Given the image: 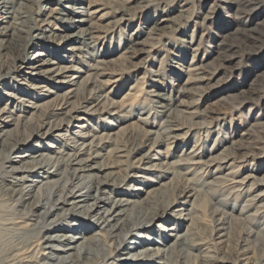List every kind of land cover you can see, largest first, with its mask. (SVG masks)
I'll return each mask as SVG.
<instances>
[{"label": "rangeland", "instance_id": "374dc122", "mask_svg": "<svg viewBox=\"0 0 264 264\" xmlns=\"http://www.w3.org/2000/svg\"><path fill=\"white\" fill-rule=\"evenodd\" d=\"M56 4L50 5L56 7ZM120 4L129 9L128 14L122 19H120L122 14L117 11ZM29 5L36 7L30 2ZM89 5L91 11L99 10L93 15V20L102 24L101 26L104 27L102 30L105 31L100 34L96 50L111 52L105 58L111 60V63L109 62L105 70H99L95 75L93 74L95 69L88 66L95 64L88 57L90 54H86L87 57L81 59L76 57L71 62L59 60L58 64H67L68 66L73 64L77 68H82L86 72L81 71V79L87 75L100 78L103 81L102 95L116 101L118 109L121 108L123 111L117 115L87 114L84 112L85 108H82L80 112H73V102L77 104L76 98L79 100L78 98L82 95L78 94L67 104L62 102L65 96H56L57 93L62 94L72 86L59 89L57 88L59 84L55 83L56 79L26 78L27 74L24 72L15 74L16 79H20L19 81L11 78L9 84L6 81L5 86H0V107L7 106V102L10 101L8 96L3 93L7 91L28 100L27 105L35 102L42 103L48 99L53 100L57 105L56 108H59L56 110V113L59 114L54 116V119L66 117L68 114H72L75 118H85L81 123L73 120L74 126L65 125V129L58 130V133L68 131L67 134L76 137L74 131L78 132L80 127H75V125L84 124L87 129L89 128L84 132L100 135L101 139L105 135L111 134L112 141L102 140L105 141L106 149L102 150L105 155L98 158L99 161L105 158L106 160L116 158V154L117 156L121 154L117 150L130 149L134 142L145 141L148 137H155L156 131H162L161 135L166 141L165 145L158 150L163 152V155L156 152H152V154L155 153L163 160L171 162L170 170L174 173H185L184 177L189 178L191 186L198 190L197 208L190 210L195 196L186 197L187 200H190L187 206L176 205L175 207L183 208L180 210L183 215L179 217L169 215L171 220H167V223L163 220L161 222L166 227H175L177 234L189 233V237L193 238L196 243H200L190 250L192 255H188L186 251L180 253L176 250L177 264H245L242 260L226 263L220 261L224 255L227 256L226 258H234L233 254L240 247V243L245 247L251 246L247 255L251 261L264 264V242L261 240V243L256 244L252 240H256V233L264 228V198L261 199L262 195L259 193L264 189V186L260 185V181L254 177L253 179L246 178L248 174H252L264 179V0H89ZM241 7L245 8L244 11ZM74 17L78 18L79 16ZM163 17H168V20L162 21ZM53 21V27L56 29L50 33L55 32L59 36L52 35L54 41H47L46 44L52 48L48 49L47 53L57 59L58 55L67 53L60 49L61 35L71 33L73 29L60 21L54 19ZM156 22L161 29L154 30L152 33V27ZM135 40L141 41V44L135 46L136 49L143 48L145 51L127 53V45L129 43L134 45ZM68 55L70 54L68 53ZM195 64L201 65L200 69L188 72V68ZM25 71L30 70L25 69ZM193 72L194 74H191ZM196 72H200L199 75ZM68 73L71 74L74 71ZM192 76H200L205 79L188 82L187 79L193 78ZM23 77L28 79L29 82L26 81L28 85L20 84V81H25ZM35 85L45 86L56 94L46 99L38 97L39 100L36 90L33 89ZM88 89L90 90V86L86 87L85 96H89ZM153 89L165 90L167 94L171 95L170 102L173 106L182 100L185 101L186 105L179 106L183 109L182 112H179L184 116L182 121H185L184 124L186 123V126H181L180 137H170L167 131H164L171 126V123L164 121V115L160 111L161 107H158L156 96L152 95L151 90ZM177 89L183 90L179 98H175L179 91ZM27 91L29 94L26 93ZM103 102L104 99L101 98L100 101L86 102L83 105L101 109ZM14 103L16 105V100ZM8 106L10 105L8 104ZM17 107L15 109L13 105L11 109L15 113L30 117V113H24V109H26L24 106L17 103ZM46 107H42V111ZM123 113L127 115L123 116ZM26 119L24 118L23 129L20 130L23 134L24 130L31 125L26 123ZM192 125L193 127L190 128ZM11 128H14V125ZM148 132L153 133L149 134ZM39 137L40 135L33 137L31 143H39L43 146H46V142L58 143L50 138L42 141ZM152 142L153 140H147L146 146L141 148L140 153L122 152L127 154L131 161L127 157H118V159L126 160L127 158L129 163L138 164L141 168L146 167L149 164L140 165L137 160L140 158V154L150 149ZM69 148L64 144L63 149L69 151ZM226 148L234 150L235 156H232L229 149ZM112 149L113 153L107 152ZM24 151L17 150L12 153V157L24 154ZM50 151L52 149H48V152ZM211 157L216 160L214 159L213 162ZM221 157L226 158L220 159ZM111 169L116 172V174L110 175L112 178L126 176L129 173L126 166L119 165ZM135 171L145 178L140 177L143 182L128 179V184L123 187L126 191L125 197L133 200L142 199L139 201L144 202L143 205L150 200L157 201L159 206L162 202L173 200L180 193L179 188H182L184 183L181 177H174L172 173L167 174L160 170L137 169ZM28 183L31 182L28 181ZM60 183L65 184L66 182L61 181ZM69 183L66 184L67 187H69ZM133 186L144 191L133 197L131 194ZM39 187L40 184L35 187V192L39 191ZM42 190L45 194L50 192L46 185ZM71 190L80 193L85 189L73 187ZM148 191L150 192L148 193ZM109 194L113 197L116 195L111 192ZM6 198L0 196V222L10 214L13 217L16 216L20 209L25 211V206L18 207L16 202ZM182 198H179V201L186 200L185 197ZM100 205L103 204L100 203ZM66 207H70V205ZM242 209L245 210L244 213H242ZM64 211L61 206H58L55 214L51 215L45 213L43 209L37 210L32 220H26V223H22L21 226L23 229H28L29 224L42 219L49 223L55 219L57 213ZM223 211L233 213L232 215L236 218L232 223L226 225L227 230L217 228V220L222 216ZM73 213L75 214L69 213L70 215L67 216H69V221L72 220L75 223V219L80 217L77 211H73ZM193 216L195 217L194 222H192L193 218L189 219ZM245 216L246 218H244ZM93 217L86 219L89 220V222L87 221L89 228H92L90 220L91 222L97 221ZM23 220L18 219L20 222ZM93 229H86V235L96 234L97 230ZM226 231L229 232L228 246H226V250H219L225 244L221 242L226 240L225 237V240L222 241L223 238L220 237V234L226 233ZM44 233L48 234L45 229ZM144 233L149 236L156 235L149 232ZM163 234L165 233L161 230L157 233V239L161 245ZM15 235H6L3 242H9L10 236L14 243L26 237H31L32 241L35 239L36 230L31 228ZM133 239L140 240L129 236L128 241ZM143 240L145 242L146 238ZM144 245L143 247H145ZM1 252L0 244V254ZM207 255H213L218 259L209 260ZM5 257L6 252H3L0 255V264H3ZM251 264L255 263L251 262Z\"/></svg>", "mask_w": 264, "mask_h": 264}, {"label": "bare ground", "instance_id": "6f19581e", "mask_svg": "<svg viewBox=\"0 0 264 264\" xmlns=\"http://www.w3.org/2000/svg\"><path fill=\"white\" fill-rule=\"evenodd\" d=\"M29 2L36 5V7H31ZM52 3H57L56 7H51L50 4ZM90 7L89 0H0V86H5L6 81L9 84L11 78L19 81L20 79H16L15 74L23 72L27 74L26 78H52L53 80L56 79L55 83L59 84L57 86L59 89L70 86L76 88L72 89L71 87V89L69 88V90L62 94H56V92L45 86L35 85L33 89L37 92V98L46 99L56 94L57 97L65 96L62 102L67 104L70 99L76 98L80 94L82 97L78 98L79 100L76 98L78 103L75 104L76 102H73V112H80L82 108H85L84 112L87 114H120L123 110L121 108L118 109L117 102L108 96L102 95L103 81L100 78L87 75V77L81 79V71H84L82 68H77L73 64L71 66L58 64L59 60L71 62L76 57L81 59L86 54H90L88 57L95 64L88 66L95 69L93 72L95 75L99 70H105L109 62L111 63V60L105 59L107 54L109 53L110 55L111 52L106 53L96 50V45L101 37L100 34L101 32L105 33V31L102 30L104 29L101 26L102 24L100 25L93 20V15L99 10L91 11ZM117 11L122 14L120 18L122 19L128 14L129 9L120 4ZM43 16L45 18H42ZM74 16L79 17L75 18ZM53 19L60 21V23H65L73 29V32L61 35L62 40H60L62 44L60 45V49L65 50L67 53L58 55L57 59H54V57L47 53V50L52 48H49L46 44L47 41H54L52 40V35L54 37L59 36L55 32L50 33L53 29H56L53 27ZM166 20H168V17H163L162 21ZM152 28V33L154 30L161 29L158 22ZM133 43L134 45L131 43L127 45V53L145 51L143 48L136 49L137 45L141 44V41L135 40ZM200 66L196 64L192 65L188 68V72L198 71ZM25 69H29L30 71H25ZM72 71L74 73H68ZM191 74H194V72ZM194 77L187 79V81L196 82L205 79L200 76ZM23 78L25 81H20V84L28 85V79ZM87 86H90V90L88 89L90 92L89 96L84 95ZM151 92L152 95L156 96L158 107H161L160 111L164 115V121L171 123V126L164 131H167L170 137H180L182 134L179 133L182 129L181 126H184L186 123L184 124L185 121H182L184 116L179 112H182L183 109L179 106L186 105L185 101L182 100L173 106L170 102L171 95L167 94L165 90L159 91L153 89ZM177 92L175 98H179L183 90ZM3 93L8 96L10 101L7 102V106L0 107V196L7 197L9 201L16 202L15 204L18 207L25 206V211L19 210L17 207L19 212L16 216L13 217L10 214V216L8 215L9 217L3 218L0 222L3 225H0L1 254L6 252L3 264H177L176 250L180 253L186 251L188 255H192V251L190 250L197 247L200 243H196L193 238L189 237V233L177 234L175 227H166L161 223L163 221L167 223V220H171L169 215L178 217L183 215V212L180 211L183 208L178 209L179 207H175L176 205L187 206L190 200H187L186 197L195 196L194 201L191 203V211L197 208L198 200V190L194 186H191L189 178L184 177L185 173H174L170 170L171 162L163 160L161 157L155 155V153L152 154V152H156L163 155V152L158 150V148L165 145L166 141L161 135L162 131H156L155 137L147 138V140H153L150 149L140 154L141 156L137 160L140 165L144 163L149 164L146 167L141 168L138 164L127 162V158L129 161L131 160L127 154H123L122 152L130 154L140 153V150L143 149L142 147L146 146L147 140L134 142L130 149L117 150L121 154L118 156L116 154V158L111 160H106L105 158L99 161L98 158H102L105 155L102 153V150L106 149V146H104L105 141L102 140L106 139L107 142L112 141L111 134L105 135L101 139L100 135H93L88 131L84 132V130L89 129L84 124L80 126L78 124L75 125V127H80L78 132L74 131L76 137H71L67 134L68 131L58 133V130L65 129V125L68 127L74 126L73 120L81 123L84 122L85 118L77 116L75 118L72 114H68L66 117L62 116L60 119H54V116L59 114L56 113V110L59 108H56L57 105L54 104L53 100L48 99L42 103L35 102L27 105L26 102L29 101L18 97L15 93L10 91ZM26 93L29 94V91ZM101 98L104 99L101 109L83 105L86 102L93 103V101H100ZM15 100L16 105L14 103ZM17 103L26 108L24 109V113H30V117L15 113L11 109L13 105L17 109ZM45 106H47L46 109L42 111V107ZM126 115V113H123V116ZM24 118H27L26 123L31 125L24 130L23 134L20 130L23 129ZM189 123L192 124V122ZM13 125L14 128H11ZM16 131L17 133H15ZM148 133L152 134L153 132ZM38 135H40L39 139H42V141L50 138L58 143L46 142V146L39 143H31L33 137ZM63 141L64 144L70 147L69 151L63 149ZM58 144L60 145L58 146ZM48 149H52V151L48 152ZM226 149H229L228 151L232 156L234 155V150H231V148ZM17 150H25V153L12 157V153ZM107 152L113 153V149ZM118 157L127 158L125 160L122 158L118 159ZM226 157H221L220 159ZM210 159L212 161L216 160L213 157ZM153 160H158L159 162H153ZM19 163L21 164L17 165ZM119 165L126 166L129 173L126 176L112 178L111 176L116 174V172L112 171L111 168H116ZM137 169L144 171L160 170L167 174L172 173L174 177H181L184 183L182 184V188H179L180 193L173 200L162 202L160 206L157 201L150 200L143 205L144 202L142 201L143 203H141L139 201L142 199L133 200L126 198V191L123 187L128 184V179H133L135 182H143L140 177L144 176L136 173L137 171L135 170ZM250 177L252 179L253 177L256 178L260 181V185L264 186V179L255 177L252 174L246 176V178ZM28 181L31 183H28ZM61 181L66 183L61 184ZM68 182H70L69 187L66 185ZM39 184V191L35 192V187ZM45 185L48 187V191H50L47 194L42 190ZM73 187L85 190L77 193L71 190ZM131 190L133 197L140 195L141 191H144L135 186ZM110 192L116 195L113 197L109 194ZM259 193L262 195L261 199L264 198V189ZM50 194L52 195L51 197ZM181 197H185L186 200L179 201ZM100 203L103 205H100ZM67 205H70V207H66ZM58 206H61V209L65 211L57 213L55 219L49 223L45 219L35 220V222L29 224L28 229L22 228L21 224L26 223V220L31 221L37 210L43 209L45 213L51 215L55 214ZM73 211H77L80 217L75 219V223L72 220L69 221V216H67L70 215L69 213L75 214ZM241 211L244 213L243 211L245 210L242 209ZM232 214L223 211L222 216L217 220V228L227 230L226 225L236 219ZM91 216H94L93 219L97 221L91 222L90 220L92 228H89V223H87L89 220L86 219ZM18 219L24 220L20 222ZM189 219L194 222L195 217L193 216ZM159 220L161 221L156 223ZM177 225L179 226V224ZM93 227L95 228L93 229ZM31 228L36 230L34 240L31 241V237H26L14 243V240L11 238L12 236H10L9 242H3V238L6 235H19L20 231H28ZM44 229L48 234H43ZM86 229L97 230V233L87 236ZM159 230L166 234H163L162 245L157 239ZM53 231L59 233L49 234V232ZM144 232L156 235L149 236ZM167 235L171 238H168ZM129 236H134V238L140 240L136 241L133 239L132 241H128ZM220 237L223 238L222 241L225 240V237L226 240L221 242L225 244L219 250H226L229 232L226 231V233L220 234ZM143 238H146L145 242ZM252 240L256 244L261 240L264 242V228L256 233V240ZM142 241L146 244L144 245ZM240 244V247L233 254L234 258H226L227 256L224 255L219 260L222 263L242 260L245 264H251V262L261 264L251 261L250 257L247 256L251 250V246L245 247L242 243ZM207 257L209 260L218 259L213 255H207Z\"/></svg>", "mask_w": 264, "mask_h": 264}]
</instances>
